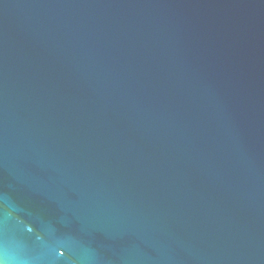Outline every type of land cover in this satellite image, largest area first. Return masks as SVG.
I'll return each instance as SVG.
<instances>
[{
    "label": "water",
    "instance_id": "obj_1",
    "mask_svg": "<svg viewBox=\"0 0 264 264\" xmlns=\"http://www.w3.org/2000/svg\"><path fill=\"white\" fill-rule=\"evenodd\" d=\"M0 264H264V0H0Z\"/></svg>",
    "mask_w": 264,
    "mask_h": 264
}]
</instances>
